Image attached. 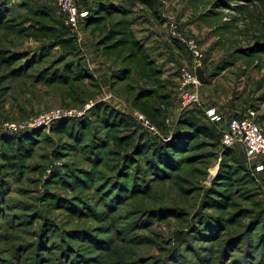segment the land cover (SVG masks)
<instances>
[{"label":"rangeland","instance_id":"374dc122","mask_svg":"<svg viewBox=\"0 0 264 264\" xmlns=\"http://www.w3.org/2000/svg\"><path fill=\"white\" fill-rule=\"evenodd\" d=\"M79 5L96 20L75 30L57 0H0L10 16L0 30V264H264V160L225 146L222 132L173 134L182 71L198 62L179 37L196 42L207 76L187 109L202 108L204 122L216 109L222 130L252 109L264 131V0ZM107 36L110 52L98 47ZM125 67L129 81L113 79ZM141 89L170 101L142 100ZM104 108L125 119L103 123ZM138 114L178 141L162 165L138 144ZM123 163L121 184L137 187L119 194Z\"/></svg>","mask_w":264,"mask_h":264},{"label":"trees","instance_id":"16d2710c","mask_svg":"<svg viewBox=\"0 0 264 264\" xmlns=\"http://www.w3.org/2000/svg\"><path fill=\"white\" fill-rule=\"evenodd\" d=\"M78 5H79V0H78ZM79 8H80V5H79ZM101 9H103V11H104L103 7ZM106 10H108V12L110 13L109 14L110 16L111 15H116V13H122V14L126 15V13L124 11H121L119 9H117V10H115V9H112V10L111 9H106ZM1 11L2 10L0 9V13H1ZM2 13L3 14L0 16V30L7 29L8 25H9L7 22L10 19L9 13H7V11L6 12H2ZM3 15H4V18L7 15L6 18H5L6 22L4 20L1 21L3 19ZM86 18L82 19L80 21V24H82L86 20ZM87 19H88L86 21L87 26H89L90 24L94 23L95 20H96V19H91V18H87ZM131 35L133 36V33H131ZM109 38H110V36H107L106 38H104L103 42H101L98 45V47L104 46V47H106V49H105L106 51H108V52L113 51L114 48H115L114 45L111 46V45L106 43V42L109 41L108 40ZM133 42H135L134 45L135 44L136 45L139 44L138 41H133ZM141 50H140V53L142 52ZM39 62L34 63V66L36 64H38ZM127 62H128V60H127ZM151 65H153V64H151ZM130 67H125L124 69H121L120 71L122 73L117 70L116 72H119V73L117 74L115 72L116 76H114L113 79H116L117 81L118 80L129 81L130 77L132 76V74H131L132 70L129 69ZM18 72L21 73V75H25L26 74L24 71H18ZM120 73L123 74L124 76H122V75L120 76ZM159 75H160V70L157 69V71L155 72L154 76L158 77ZM68 77H71V76L68 75L67 78ZM67 78H65V79H67ZM206 83H207V78H206L205 82L203 83V85L206 84ZM138 95H139L138 98H140L142 100H152L154 98V99H160L162 101L165 100L166 102L170 101V95L166 94V93H164L160 98H157L156 96H158L159 93L156 90L141 89L139 91ZM154 112L157 113V117L159 119L163 115V111L161 109V106H159L158 104L155 106ZM117 116L122 118V120H119V117L117 118ZM100 117H101V121H103V123H106V124H109V123L110 124H116L117 121L122 122L125 119L124 117L119 115L117 112L112 111L109 108H104L102 110V112L100 113ZM237 117H239V116H237ZM203 118H206V116H205V113L202 110V108H196L195 110L184 109V112H183L181 118L179 120H177V122H176V123H178V125H177V128L174 130V133H173L174 136L182 134V137L187 135V136H193L196 139L198 137H201V135H204V136H207V137H210V138H215V135L217 133L224 131V130H222L219 127L220 124L212 123V122L209 121V119H207L208 120L207 122H204ZM66 127H68V126H66ZM181 127H188L190 130H181ZM69 130H72V127ZM60 131L61 132H66V133H71V132H68L67 128L60 129ZM146 131H147V134L141 135L140 136L141 138L139 137L140 142L138 144L142 145V146H145V147L147 146V149H150V151L152 152V156L154 157V159H156L155 163H157L158 165L164 164V161H168L170 159V154L172 153V151L174 149H176L177 146H179V144H177L178 141L175 139L171 144H167L166 143L167 141H165L164 139H161L157 135L158 134L157 132L150 131L148 129H146ZM71 134L73 135V137L75 139L79 140L80 136H78L79 134L77 132H75V127H74V130H73V132ZM152 135H154V137H152ZM180 142H181V140H180ZM28 145H30V143H28ZM11 148H12V150L14 149L13 145L11 146ZM8 160H9L8 165L11 168H14V167L16 168L17 159L15 158V156L10 155L8 157ZM125 166H129V164H126V163L124 164L123 163L122 166H120L121 169L120 168L118 169V176H117L118 177V183H117L118 185H116V186L120 187L118 189L119 190V194H123V193H125L128 190L129 191H131L132 189L135 190V188L137 187L135 184H134V186H128L127 183H125V182L123 184H121L120 181H123L122 179L125 178V175H126V174L124 175L125 172L122 169V167H125ZM87 175L88 176H92V174H89V173ZM112 184L113 183H110L109 185H112ZM116 189H117V187H116Z\"/></svg>","mask_w":264,"mask_h":264},{"label":"built area","instance_id":"2783aa9c","mask_svg":"<svg viewBox=\"0 0 264 264\" xmlns=\"http://www.w3.org/2000/svg\"><path fill=\"white\" fill-rule=\"evenodd\" d=\"M57 3L66 17L67 24L72 29H78L80 21L88 15L87 12L80 10L78 0H57ZM177 39L186 51L198 61L197 66L200 65L202 53L196 42L183 37ZM179 83L182 109L184 110L190 106L199 104L196 90L200 83L197 79L196 72L184 69ZM206 115L212 123L221 124L224 121V116L216 109L207 110ZM137 117L146 129L155 131L153 125L143 114H138ZM222 133V142L225 146L235 147L236 145H241L245 150L248 160L252 161L255 158L264 160V131L257 122V114L254 110L250 109L243 116L231 118L227 129ZM257 168L258 170H264V165L262 164Z\"/></svg>","mask_w":264,"mask_h":264},{"label":"water","instance_id":"95a60500","mask_svg":"<svg viewBox=\"0 0 264 264\" xmlns=\"http://www.w3.org/2000/svg\"><path fill=\"white\" fill-rule=\"evenodd\" d=\"M196 76L200 84H203L207 78L202 65H198L196 68Z\"/></svg>","mask_w":264,"mask_h":264}]
</instances>
